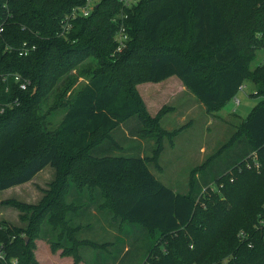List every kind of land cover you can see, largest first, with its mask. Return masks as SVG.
<instances>
[{
  "label": "trees",
  "instance_id": "16d2710c",
  "mask_svg": "<svg viewBox=\"0 0 264 264\" xmlns=\"http://www.w3.org/2000/svg\"><path fill=\"white\" fill-rule=\"evenodd\" d=\"M86 1L0 0V107L13 103L0 112V192L31 182L47 166L56 171L37 206L17 203L27 226L0 227V264L12 258L38 264L37 237L53 252L63 248L74 264L83 260L82 247L96 251L94 263L119 264L116 245H127L135 227L149 241L143 264H264V230L257 227L264 219V101L192 169L186 195L154 178L148 188L147 160L139 151L125 153L114 137L136 116L141 136L155 141L157 158L164 138L173 142L185 129L168 132L162 111L150 115L136 88L144 82L176 76L211 114L247 81L264 98V63L250 68L264 50V0H142L129 11L128 47L115 57L112 18L119 0H100L67 37L58 34L61 20ZM24 43L36 49L22 56ZM15 74L31 82L26 90ZM81 78L85 83L76 89ZM50 98L54 106L44 110ZM58 107L65 113L51 129L48 116ZM112 146L121 154H111ZM225 152L232 160L215 172L210 165ZM94 209L112 213L114 241L80 237V222Z\"/></svg>",
  "mask_w": 264,
  "mask_h": 264
},
{
  "label": "rangeland",
  "instance_id": "374dc122",
  "mask_svg": "<svg viewBox=\"0 0 264 264\" xmlns=\"http://www.w3.org/2000/svg\"><path fill=\"white\" fill-rule=\"evenodd\" d=\"M263 59L264 50H258L250 64V68L255 69L261 65ZM179 81L181 80L178 77L173 76L167 82H144L136 86L142 102L152 117H156L161 111L163 112L164 116H162L161 120L162 128L171 132L185 126L183 132L172 138L173 142L167 137L164 138V151L159 157L153 158L152 150L155 147V141L141 136L137 125L139 120L136 116L121 126L115 132L114 137L127 149L125 153L134 154L136 151H139L138 154H143L141 159L145 158L147 160V165L144 164L143 166L150 175L151 180V182H147L146 184L148 188L154 187L152 183V179L154 178L159 183L168 186L174 193L186 195L190 191L192 169L197 168L199 164H202L201 162L204 159H208L226 143L236 131L241 119H247L252 109L263 102L264 98L256 96L255 85L251 81H247L244 84V90H240L220 111L211 114L198 102L195 96L193 97L190 92L181 86L183 84ZM83 83L85 81L81 78L77 83L76 89ZM236 98L240 100L239 105L235 104ZM54 102L55 100L50 98L44 110L53 107ZM64 113V107L54 108L51 111V114L48 116V124L51 129L59 125ZM210 118H212L211 124L208 123V121H211ZM112 149L111 154L116 156L121 154L118 153L114 146H112ZM122 155L125 156V154ZM231 157H233L232 152H225L210 165V168L215 170V172H220L221 169L230 164ZM140 176L141 180L146 181L145 174L142 171L140 172ZM55 179V169L47 166L32 182L0 192V227L4 224H10L18 229L25 228L29 219L26 217V219L22 218L24 214L26 215V212L20 210L17 207V203L37 206L45 196L46 191L51 188V184ZM77 203L79 204V202ZM102 213L112 217L110 215L112 213L109 210H104ZM79 216L74 219L80 220ZM91 218V215L85 217V219L89 220L88 222L91 221ZM43 227H45V230L50 229L46 224ZM117 233L116 229V235ZM126 234L127 232L125 231L124 236ZM116 235H113V233L101 235V232L94 228L91 230L86 229L81 233L80 237L102 242L104 240L114 241L119 237ZM55 239L60 240L58 236ZM29 240V237H26V241L29 242ZM33 242L34 256L38 264H67L65 261L60 262L57 258L53 259L51 256L53 254L50 253L52 249L46 238L37 237ZM126 244L121 243L117 244L118 246L116 245L120 249L118 263L143 264L149 244L144 229L135 227L133 235L129 237ZM125 247H128L126 251H124ZM87 250L89 251L90 249L83 247L79 249L84 254ZM56 252H61L62 254L63 248H58ZM39 260L42 262H39Z\"/></svg>",
  "mask_w": 264,
  "mask_h": 264
},
{
  "label": "built area",
  "instance_id": "2783aa9c",
  "mask_svg": "<svg viewBox=\"0 0 264 264\" xmlns=\"http://www.w3.org/2000/svg\"><path fill=\"white\" fill-rule=\"evenodd\" d=\"M99 1L100 0H87L83 5L74 7L71 13L61 20L60 31L58 34L62 37H67L73 29L74 21L77 20L78 18L89 17L93 13ZM141 1L142 0H119L121 5L120 11L119 13H117V15H115L112 18V22L117 26V30L114 37L115 48L112 53V57H115L117 54L119 55L123 53L127 49L128 41L130 39L128 25H127V20L129 18V11L132 10L135 6L139 5ZM3 31L4 28L0 27V35L3 33ZM259 36L262 37L263 35L260 34ZM35 49H36L35 45L28 46L27 43H24L23 47L20 49V55L27 56L31 53V51ZM263 63H264V59H263ZM14 78L22 90H26L31 83L28 79L23 78L20 74H15ZM6 79L7 77L4 78V80ZM244 89H245V85H242L239 91ZM235 104L239 105L240 100L236 98ZM12 105L13 103H8L6 106L0 107V112L1 113L4 112L5 107ZM255 164L257 167H259L258 163ZM257 227L259 230H264V219L259 221ZM240 237L242 238V240H244L247 237V235L245 232H241ZM249 245L252 246L251 244ZM2 248L3 247L0 246V260H5V253ZM10 264H19L18 259L12 258L10 260Z\"/></svg>",
  "mask_w": 264,
  "mask_h": 264
},
{
  "label": "crops",
  "instance_id": "0c3cea01",
  "mask_svg": "<svg viewBox=\"0 0 264 264\" xmlns=\"http://www.w3.org/2000/svg\"><path fill=\"white\" fill-rule=\"evenodd\" d=\"M172 78L173 77H170V78L162 81V83L167 82V81L171 80ZM179 82H181V81H179ZM181 84H182V82H181ZM181 86L183 88H185V90L188 91V89L184 85H181ZM188 92H190V91H188ZM190 94L194 97V95L191 92H190ZM210 119H211V121H208L209 124H211V122H212V118H210ZM142 156H143V154H142ZM206 160L207 159H204L203 162H205ZM203 162H201V163H203ZM90 215L92 216L90 222H88L89 220H84V221L80 222V224L83 227L82 232H84L86 229L91 230V229L96 228L99 230V232H101V235H103L105 233H113V235H116V228L115 227H116L117 223L114 220L112 214H110L112 217H109L107 215H104L102 212H98L94 209L92 211V213H90ZM83 239H86V238H83ZM95 252L96 251L94 249H90L89 251L87 250V252L85 254L82 252L83 260L79 264H98V263H94ZM50 253L53 254L51 256L53 257L54 260H55V258H57L60 262L65 261V262H67V264H74V259L72 256H63L61 254V252H53L52 250ZM39 262H42V261L39 260Z\"/></svg>",
  "mask_w": 264,
  "mask_h": 264
}]
</instances>
